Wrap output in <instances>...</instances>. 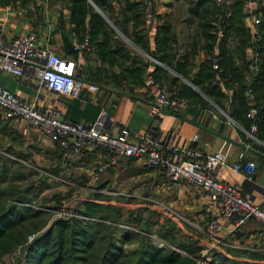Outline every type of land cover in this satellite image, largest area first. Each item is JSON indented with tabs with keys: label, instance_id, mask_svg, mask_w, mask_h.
Wrapping results in <instances>:
<instances>
[{
	"label": "crops",
	"instance_id": "0c3cea01",
	"mask_svg": "<svg viewBox=\"0 0 264 264\" xmlns=\"http://www.w3.org/2000/svg\"><path fill=\"white\" fill-rule=\"evenodd\" d=\"M145 1L147 16L148 14L152 15V19L146 18L147 21H152L156 25L166 22L172 24L177 37V44L174 45V48H181V55L189 53L195 35L200 32L198 26L200 21L198 17L191 15L190 2L187 3L186 0ZM215 1L217 6H222L225 3V0ZM231 4L232 1H228L227 5ZM263 6L264 0L261 1V7ZM228 17H230V13H228ZM244 24L250 34H253L255 27L251 19L245 17ZM0 27L6 39L23 36L29 32L37 33L41 44L47 45L64 59L75 61L83 70L81 80L84 87L79 96L75 98L54 96L49 93H43L39 97L30 81H19L1 74L0 84L5 89L18 97L25 98L37 107L43 108L55 104L64 113V118L72 123H93L99 119L102 110L106 109L108 115L115 120L114 126H126L130 131L142 135L151 134L161 141L172 142L180 148L196 147L203 153H223L227 156L229 163L220 171L219 179L237 185L244 196L250 198L257 205H264V143L258 139L257 141L251 139L245 128L216 107L188 79L154 60L126 40L140 54L167 71V74L161 73L160 76L161 83L170 92L179 94L180 85L186 84L202 94V99L217 110L214 111L203 106L200 99L182 97L188 101L185 108L177 111L167 110L160 120H155L149 116L151 101L148 98L145 83L139 86L124 81L120 85H116L110 80L105 83L99 80L102 79L101 77L97 79L95 75L89 74L90 69L100 66V63L94 55H89L91 61L87 62L82 50L86 46L78 43L75 33H71V12L64 1L0 0ZM65 34L79 50L78 53H72L70 48H67ZM149 34L151 46L154 48L155 25ZM219 42L220 40L217 43ZM232 43L230 39L229 44ZM255 46L256 43L253 42L252 46L246 49V60L251 64L255 63L256 59ZM229 47L234 48L233 45ZM215 50L218 51V44ZM190 61L192 66L189 68V78H192L197 72L200 58L196 55ZM154 71L155 67L151 66L147 74ZM113 72L121 73L122 71L115 67ZM175 78L179 80L173 84ZM228 94L232 95V92L228 91ZM194 136L199 137L196 144L192 142ZM15 141L24 147L13 148L19 154L26 149L28 150L26 155L35 154L39 150H43V154H46L45 156L49 159L54 155L55 160H53L59 162L58 168L60 170L67 169L65 171L73 175L71 187H78L81 184L76 193L78 196H94L95 198L98 196L103 198L104 196H130V199L134 201H136L133 199L134 196H154L162 204L177 209L191 223V225L181 223L171 218L160 208L148 206L147 203L121 204L118 203L120 201L118 197L111 200V205L118 206L124 211L146 208L147 212H151L153 216L154 214L160 216L158 217V224L161 226L160 238L164 239L162 236L164 228H169L168 224H171V227L175 229L174 234L177 239L175 242L179 243L181 239L192 238L197 241L199 247H204L202 250H209L212 253L223 252L221 254L227 255L246 249L249 245H257L256 249L264 246V232L260 224L255 221L249 222L233 234H223L221 244L211 241L207 236V210L205 194L201 188L185 180L170 181L165 173L149 168L145 159L130 160L107 169H101L102 165L107 162V154L100 151L94 152L85 149L80 157L65 159L62 157L59 147L51 143L37 129L28 126L23 121L6 120L0 116V143ZM243 152L245 153L243 163L253 162L256 165L253 176L246 173L238 174L232 170L231 165L237 162ZM68 184L70 183L68 182ZM149 189H152L153 192H149ZM94 201L99 202L97 199ZM120 232L116 233V240H120L127 234L125 231H122L121 234ZM136 244L126 245L128 247H125V251L128 249L127 253L131 255L140 252L141 242ZM249 251L258 252L250 249ZM258 257H256L257 259L252 257L255 259L253 261H258Z\"/></svg>",
	"mask_w": 264,
	"mask_h": 264
},
{
	"label": "trees",
	"instance_id": "16d2710c",
	"mask_svg": "<svg viewBox=\"0 0 264 264\" xmlns=\"http://www.w3.org/2000/svg\"><path fill=\"white\" fill-rule=\"evenodd\" d=\"M62 1L71 12V33H75L78 43L84 44L87 40L86 47L82 49L87 62L91 61L89 55H94L100 63V66L90 69L91 76L95 75L97 79L101 77L99 80L105 83L110 80L120 85L125 81L140 86L144 84L148 69L153 66L155 71L150 75L161 83L160 74H167V71L140 54L135 46L188 79L216 107L247 131L255 124L258 128L256 138L264 143V6L259 9L261 40L256 43V59L251 64L246 60V49L252 46L253 41L244 24V18L247 17L243 9L244 0H225L222 6H217L215 0H187L190 2L191 15L199 18L200 32L195 35L190 52L184 55L180 54L181 48H174L177 37L172 24L166 22L156 25L147 21L145 0ZM228 1H232L230 6L227 5ZM154 25L156 34L153 48L149 33ZM219 34H223V37L217 43ZM230 39L232 44H229ZM65 43L72 53H78L79 50L66 34ZM217 44L218 51L215 50ZM196 55L200 58L197 72L189 78V68L192 66L190 60ZM253 66L258 67L257 71L253 70ZM115 67L122 72H113ZM178 80L173 79V84ZM248 92L254 96L252 106L247 97ZM202 94L183 84L178 95L200 99L203 106L217 111L202 99ZM251 109L257 112L254 121L248 119ZM0 159L9 165L21 166L3 155ZM5 169L3 166V170H0V264L5 255L18 251L21 252L15 264H195L194 258L202 250L192 238H185L179 243L172 242L177 239L174 227H169L164 228V240L176 245L187 256L172 249L156 248L147 239L141 241L140 252L128 254L124 250L125 245L137 241L139 235L125 231L127 234L116 240L114 229L106 221L116 223L121 209L112 205L86 204V213L82 215L96 218V222L85 223L72 217L67 220L56 219L48 226V213L25 206L31 204V188L23 191L12 187L3 188L8 183L3 177L7 173ZM15 180L22 181V176L16 174L10 183ZM109 214L116 218L112 220ZM148 214L152 216L151 212ZM131 216L129 222L141 221L139 216ZM31 235H35L34 241L27 244V238ZM21 246L22 250H18ZM213 255L218 264H252L230 260L217 253Z\"/></svg>",
	"mask_w": 264,
	"mask_h": 264
},
{
	"label": "built area",
	"instance_id": "2783aa9c",
	"mask_svg": "<svg viewBox=\"0 0 264 264\" xmlns=\"http://www.w3.org/2000/svg\"><path fill=\"white\" fill-rule=\"evenodd\" d=\"M262 0H244L243 9L251 19L255 30L252 35L254 43L260 42L259 26L261 24ZM148 19L152 15L148 14ZM223 34H219V40ZM87 45V40L84 46ZM217 54V53H215ZM218 69V67H214ZM258 67L253 66L257 71ZM5 74L13 79L31 82L39 97L43 93L65 98L78 97L82 92L84 83L81 80L83 70L73 60H67L47 45L40 42L37 33L29 32L26 35L6 39L0 27V75ZM249 77L246 78V82ZM145 88L150 98L149 116L160 120L167 110L177 111L187 106L188 101L146 74ZM248 100L254 105V96L247 93ZM256 110L251 109L248 119L255 120ZM0 116L6 120H19L28 126L37 129L46 136L51 143L61 150L62 157H80L85 149L104 152L107 162L101 169L115 167L130 160L145 159L149 168L165 173L170 181L185 180L198 186L205 194L207 215V236L216 244L222 243L223 234H233L242 226L251 221L260 224L264 232V205L255 204L250 198L243 195L242 190L234 184L219 179L220 171L228 166V158L223 153H203L196 147L180 148L172 142H164L151 134H139L130 131L126 126H114L115 120L103 109L100 117L93 123H72L64 118V113L55 104L46 107H37L23 97H18L0 84ZM258 128L252 124L248 134L256 140ZM199 141L198 136L192 139L193 144ZM13 159L12 156L6 155ZM245 153H241L237 162L231 165L232 170L238 174L246 173L253 176L256 165L253 162L243 163ZM17 160V159H13ZM19 161V160H18ZM171 218L181 223H191L175 208L157 201L148 200ZM66 217L68 213H60ZM81 219H88L81 216ZM123 231H137L134 226L119 225ZM152 245L159 249L170 248L188 254L170 245L160 238L157 232L148 234ZM198 264H218L213 259L206 258Z\"/></svg>",
	"mask_w": 264,
	"mask_h": 264
},
{
	"label": "rangeland",
	"instance_id": "374dc122",
	"mask_svg": "<svg viewBox=\"0 0 264 264\" xmlns=\"http://www.w3.org/2000/svg\"><path fill=\"white\" fill-rule=\"evenodd\" d=\"M187 3H189V1H187ZM17 143L19 142L15 141L12 143H9V142L0 143V156L3 155L6 158H8L6 155L12 156L13 159L15 158L17 160H13L10 158L8 159L17 161L21 165V166L9 165V163L7 164L6 161H2L0 159V170H3V166L4 168H6L5 171H7V173H5L3 177L8 180V183H6L3 186V188L12 187V188H16L21 191L31 188L30 195H29V198L31 199V204H26L25 206L28 208H32L35 210L48 213L50 216V221L48 223V226H50L56 219H66L67 220L72 217H77L81 219V216H83L82 214L86 213V204L94 203V204H101V205H111V200L116 197L120 199L118 203H121V204H129V203L135 204L136 202L139 204L140 202H143V203H147L148 206H154L152 205V203L148 201L149 199L162 203L160 202L159 199H156V197L154 196H134V197L132 196L133 199H136V201L130 199V196H104V198L101 197L98 199L95 198L94 196H78V194L76 195V193L78 192V189H80L81 184L78 187H73V186L71 187V183L73 182L71 178L73 177V175L68 173V171H65L67 169L60 170L58 168L59 162L54 161L55 158H54L53 153H52L53 157L49 156L50 159L45 156L46 154H43V150L36 151L35 154L29 152L30 154L26 155L25 153L26 151L28 152V150L25 149L24 151L22 150L21 153L19 154L15 152L13 148L21 149L24 147ZM47 154L49 155V153ZM16 174H20L22 176V181L15 180L12 183H10L12 179L16 176ZM0 176L2 175L0 174ZM68 182L70 184H68ZM149 192H153V190L149 189ZM94 199H97V201L101 203L94 201ZM120 209H121L120 217L118 218V221L116 223H112V221L111 222L106 221V223L111 225V227L114 229V232H113L114 237H116L117 235L116 233L118 231H121V232L123 231L119 228V225H127V226H132V227L134 226V228H136L137 231H130V232L138 234L139 239L137 241H133L131 244H136L137 242H141L144 239H147L149 243L152 244V239L149 237L148 234L157 232V234L159 235V230H161V226H159L158 224L159 223L158 217L160 216H157L156 214H154V216L153 215L149 216L146 208L126 209L125 211L122 208ZM62 212L68 213L66 217H60L61 215L60 213ZM131 215H134V217L139 216V219H141V221H139L138 223L129 222L128 220L132 217ZM109 217L112 220L113 218L114 219L116 218L115 215H110V214H109ZM91 219H92L91 221H89L88 219L87 220L81 219V220H83L85 223L97 221L96 218H91ZM147 222H148V225L145 226ZM168 226L171 227V224H168ZM46 229H48V227ZM34 238H35V235L29 236L27 238L26 243L32 244L34 241ZM182 241L183 239H181V242ZM167 242L170 245H172V243H170L169 241ZM172 242H175V241H172ZM127 245H130V244H127ZM125 247L127 248L128 246L125 245ZM125 247H124V250H125ZM256 248H257V245H249V247H246V249H241L239 252H235L233 254L226 255V254H221L223 253L221 252V253H218V255H223L224 257L230 260L245 261V262H250L252 264H264V261H262L264 259V249L262 248H264V246H261L260 249H256ZM19 249L22 250V246L18 248V250ZM166 249L171 250L170 248H166ZM201 249H204V247H201ZM249 249L251 251L256 250L258 252H250ZM127 251L129 250L127 249ZM20 252L21 251H18L17 253L14 252L12 254L5 255L1 260V264H15L16 259L18 258ZM214 253L210 252L209 250H201L194 258L195 264H198V262L200 263L204 262L206 258L213 259ZM257 256H259L258 261L256 262L253 261L257 259L256 258ZM252 257H254L255 259H253ZM213 260L215 261V259ZM215 262L218 263V261H215Z\"/></svg>",
	"mask_w": 264,
	"mask_h": 264
},
{
	"label": "bare ground",
	"instance_id": "6f19581e",
	"mask_svg": "<svg viewBox=\"0 0 264 264\" xmlns=\"http://www.w3.org/2000/svg\"><path fill=\"white\" fill-rule=\"evenodd\" d=\"M242 227H243V226H242ZM242 227H241V228H242Z\"/></svg>",
	"mask_w": 264,
	"mask_h": 264
}]
</instances>
